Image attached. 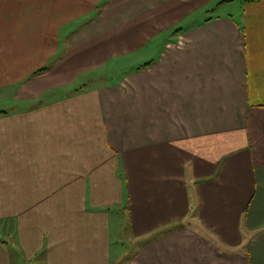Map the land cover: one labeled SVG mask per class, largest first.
I'll return each instance as SVG.
<instances>
[{"label": "crops", "instance_id": "crops-1", "mask_svg": "<svg viewBox=\"0 0 264 264\" xmlns=\"http://www.w3.org/2000/svg\"><path fill=\"white\" fill-rule=\"evenodd\" d=\"M0 99V264H264V0H0Z\"/></svg>", "mask_w": 264, "mask_h": 264}, {"label": "rangeland", "instance_id": "rangeland-1", "mask_svg": "<svg viewBox=\"0 0 264 264\" xmlns=\"http://www.w3.org/2000/svg\"><path fill=\"white\" fill-rule=\"evenodd\" d=\"M222 11V9H219V10H217V11H214L213 10V12L214 13H216V14H218V13H220ZM176 33V31L175 30H171V31H168V32H166L165 33V36H163V37H165V38H167L168 36L169 37H173L174 36V34ZM140 55H142L143 56V51L140 53ZM138 60H140L138 63H136ZM141 60H143V58L141 57V58H134L132 61H131V63H133L134 64V66H138V65H140V64H144V62L145 61H141ZM118 64H122L119 68H118V71L117 72H114L113 73V71H110V70H108L107 69V74H106V77H103V80L104 81H106V82H108V83H110V82H113L114 80H116V81H118L119 80V78H118V76L119 75H122V73L123 72H125V70L128 68L127 67V63H124V62H120V63H118ZM110 75V76H109ZM109 76V77H108ZM115 76H117V77H115ZM102 78H96V79H94V78H91V80L89 81V83H87L88 82V79H86V86H89V85H91L92 84V86H94L95 85V83H97L99 80H101ZM94 83V84H93ZM78 86H82V85H78ZM3 104H4V102L0 99V110H2V108H5V107H3ZM7 108V107H6ZM123 227V225L121 226V228ZM118 228H116L115 229V232H118ZM124 239H123V241H122V243H123V245L125 246V247H127L128 245H129V238L127 239V237H125V232H124ZM115 236L116 235H114V238H115ZM115 243V242H114ZM115 246H118L116 243L114 244ZM117 249V248H116ZM115 252V251H114Z\"/></svg>", "mask_w": 264, "mask_h": 264}, {"label": "trees", "instance_id": "trees-1", "mask_svg": "<svg viewBox=\"0 0 264 264\" xmlns=\"http://www.w3.org/2000/svg\"><path fill=\"white\" fill-rule=\"evenodd\" d=\"M247 1H258V0H247Z\"/></svg>", "mask_w": 264, "mask_h": 264}]
</instances>
